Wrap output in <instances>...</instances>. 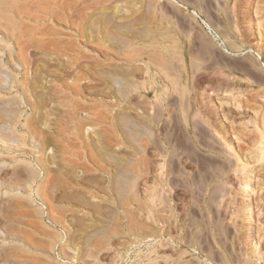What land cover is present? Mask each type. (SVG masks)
Returning a JSON list of instances; mask_svg holds the SVG:
<instances>
[{
  "label": "rangeland",
  "instance_id": "1",
  "mask_svg": "<svg viewBox=\"0 0 264 264\" xmlns=\"http://www.w3.org/2000/svg\"><path fill=\"white\" fill-rule=\"evenodd\" d=\"M47 196L91 264H264V0H0V264Z\"/></svg>",
  "mask_w": 264,
  "mask_h": 264
},
{
  "label": "crops",
  "instance_id": "2",
  "mask_svg": "<svg viewBox=\"0 0 264 264\" xmlns=\"http://www.w3.org/2000/svg\"><path fill=\"white\" fill-rule=\"evenodd\" d=\"M51 191L53 193L52 188L49 189V194ZM47 198L51 197L47 196ZM44 199L45 198L41 197L39 204V208L43 213L45 210L49 211L50 208H54V206L57 209L56 216H52L46 211L47 217L50 220V223L53 224V227H46L44 231H38L37 229L33 230L34 238L24 241L22 247L29 249V251L36 254L33 256L20 257V263L91 264L90 258H93L95 261L96 257H100L97 249H94L93 251H90L89 249L92 247H100L101 244L104 245V237L101 239V236L96 233H93L91 237L86 233L83 238L80 237L85 231L84 223L79 221V224L77 225L79 228L71 227L70 224H68L70 218L66 216V214H63L68 208L66 201L67 198L59 197L55 201L51 198V202L49 203L44 201ZM78 202L84 204L81 197H78ZM42 249H49L48 255ZM38 254H40V256H38Z\"/></svg>",
  "mask_w": 264,
  "mask_h": 264
},
{
  "label": "bare ground",
  "instance_id": "3",
  "mask_svg": "<svg viewBox=\"0 0 264 264\" xmlns=\"http://www.w3.org/2000/svg\"><path fill=\"white\" fill-rule=\"evenodd\" d=\"M244 184H246V183H244ZM243 186H245V185H243ZM245 188H246V187H245ZM220 200H222V198H221ZM233 201H234V200H233ZM235 202H236V201H235ZM235 202H234V203H235ZM222 206H223V205H222ZM225 208H226V207H225ZM249 208H250V206H249ZM226 210H227V209H226ZM237 211H238V210H237ZM226 213H227V212H225V214H226ZM228 215H229V214H228ZM214 225H215V224H214ZM214 225H213V226H214ZM213 226H212V227H213ZM248 229H249V228H248ZM250 230H251V229H250ZM250 234H251V233H250ZM254 234H255V233H254ZM249 237H250V236H249ZM258 238H259V237H258ZM248 239H249V238H248ZM252 240H253V239H252ZM256 241H257V240H256ZM242 242H243V241H242ZM242 242H241V243H242ZM238 243H239V242H238ZM249 243H250V242H249ZM254 243H255V242H254ZM257 243H258V241H257ZM241 245H242V244H241ZM254 245H255V244H254ZM237 248H238V247H237ZM115 252H116V251H115ZM239 258H240V257H239Z\"/></svg>",
  "mask_w": 264,
  "mask_h": 264
}]
</instances>
